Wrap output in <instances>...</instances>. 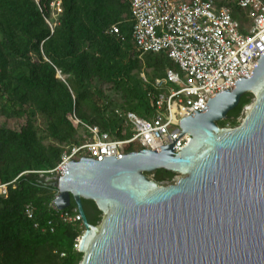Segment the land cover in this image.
Listing matches in <instances>:
<instances>
[{
    "label": "trees",
    "instance_id": "obj_1",
    "mask_svg": "<svg viewBox=\"0 0 264 264\" xmlns=\"http://www.w3.org/2000/svg\"><path fill=\"white\" fill-rule=\"evenodd\" d=\"M57 1L0 0V185H8L0 195V264H81L84 255L75 245L84 229L63 218L64 212L75 215L76 205L72 200L66 211H54L58 180L38 172L54 170L66 149L83 143L69 120L73 112L114 139L131 138L115 110L152 115L151 88L142 74L154 81L176 70L165 53L141 57L136 51L130 0H59L55 20ZM219 4H227L242 25L248 22L232 0ZM254 98L244 95L218 127L238 128ZM36 114L45 121L43 135ZM24 119L19 129L2 124ZM138 151L136 144L126 149ZM152 175L158 185L176 183L177 174ZM82 203L88 222L99 226L102 212L93 201Z\"/></svg>",
    "mask_w": 264,
    "mask_h": 264
},
{
    "label": "water",
    "instance_id": "obj_2",
    "mask_svg": "<svg viewBox=\"0 0 264 264\" xmlns=\"http://www.w3.org/2000/svg\"><path fill=\"white\" fill-rule=\"evenodd\" d=\"M254 104L242 124L222 129L242 97ZM189 144L68 163L58 179L59 211L74 201L84 227L81 264H264V55L249 79L215 94L180 122ZM179 180L160 186L147 174ZM103 214L97 227L82 201Z\"/></svg>",
    "mask_w": 264,
    "mask_h": 264
},
{
    "label": "built area",
    "instance_id": "obj_3",
    "mask_svg": "<svg viewBox=\"0 0 264 264\" xmlns=\"http://www.w3.org/2000/svg\"><path fill=\"white\" fill-rule=\"evenodd\" d=\"M130 4L136 51L141 57L165 53L176 66V70H168L164 77L154 81L142 74L151 88L149 97L154 113L142 118L116 109L123 134L132 132V137L124 140L114 139L98 126L82 121L75 112L71 113L69 120L82 135L83 143L66 149L58 166L38 172L41 176L58 180L65 175L68 163L82 158L121 159L127 154V147L135 144L141 150L174 144L182 133V119L203 111L212 96L231 90L240 77L249 79L264 55V0H235L248 19L243 25L231 8L220 5L219 0H130ZM52 6L57 16L61 11L60 1ZM113 32L119 35V27H113ZM58 76L62 78L60 73ZM189 142L190 136L183 134L173 146L177 147L175 153L181 152ZM7 191V184L0 185V195H6ZM51 208L56 212L67 210L59 211L55 202ZM27 213L30 215L31 210ZM74 213L64 212V220L80 224L84 229L77 208ZM79 243L80 239L75 245L77 250Z\"/></svg>",
    "mask_w": 264,
    "mask_h": 264
},
{
    "label": "rangeland",
    "instance_id": "obj_4",
    "mask_svg": "<svg viewBox=\"0 0 264 264\" xmlns=\"http://www.w3.org/2000/svg\"><path fill=\"white\" fill-rule=\"evenodd\" d=\"M233 2H235V0H232V3ZM54 18L56 19L57 16L54 15ZM148 71L151 72V70H148ZM253 104H254V101H253L252 104H250L247 107L249 108ZM247 113H248V111L246 112V108H245V110L243 112V117L239 120V122H241V123L243 122V120L245 119ZM33 120L35 121V124H36L40 134L43 135L45 133V121H44V119L40 115L36 114L35 116H33ZM25 122H26V119H24V120H13V121H10V122H7V123H5V121H2V124L6 125L8 128H11V129H19L20 126L23 125ZM226 129H231V127H226ZM148 177L153 179V175L152 174H148ZM50 179H51V177H50ZM178 180H179V178H178V175H177V177L175 178V182H177ZM160 186H162V185H160Z\"/></svg>",
    "mask_w": 264,
    "mask_h": 264
},
{
    "label": "bare ground",
    "instance_id": "obj_5",
    "mask_svg": "<svg viewBox=\"0 0 264 264\" xmlns=\"http://www.w3.org/2000/svg\"><path fill=\"white\" fill-rule=\"evenodd\" d=\"M252 107V106H251ZM251 107L248 108V112L250 111Z\"/></svg>",
    "mask_w": 264,
    "mask_h": 264
}]
</instances>
